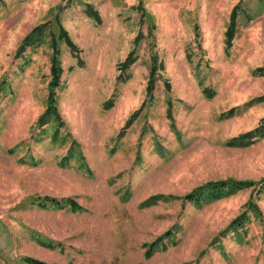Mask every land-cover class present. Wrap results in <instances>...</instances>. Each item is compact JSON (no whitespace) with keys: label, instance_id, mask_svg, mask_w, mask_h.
<instances>
[{"label":"rangeland","instance_id":"obj_1","mask_svg":"<svg viewBox=\"0 0 264 264\" xmlns=\"http://www.w3.org/2000/svg\"><path fill=\"white\" fill-rule=\"evenodd\" d=\"M54 36L63 123L40 125ZM261 66L264 0H0V264H264V190L184 199L264 177V136L227 144L264 119Z\"/></svg>","mask_w":264,"mask_h":264},{"label":"trees","instance_id":"obj_2","mask_svg":"<svg viewBox=\"0 0 264 264\" xmlns=\"http://www.w3.org/2000/svg\"><path fill=\"white\" fill-rule=\"evenodd\" d=\"M237 7L238 6H236L234 11L232 12L231 22H230L229 28L226 32L228 46H231L232 40L235 36L236 9H237ZM87 13L90 17L95 18L96 21H98V23L102 22V18L99 15L98 10L93 5H91L89 2L87 3ZM45 25L46 24H43V25L41 24V25L35 27L28 35H26V37L23 39L18 51L21 52V51L25 50L28 46H32L36 42L42 41L43 40L42 39L43 29H44ZM59 38L62 40L64 39L63 41H65L71 47V49L73 51H79L78 45L73 41V39L71 38L68 31L65 30V28L62 25L59 28ZM57 45H58V43H57L56 37L54 36L52 38V47H53L52 65H51L52 80L49 84V87H50L49 98H48L49 99V105H48V108H47V111L45 112V114H43L38 120V123L40 125H45L48 122L47 121L48 117L51 115L52 116L55 115L59 119L60 123H63V120L60 117V114L58 111V106H57L56 99H55V89L60 84V78H61V74H62V67H61V63L59 60V49L57 48ZM134 59H135L134 52H131L128 55V57L125 59V61H123L120 64V66H119L120 69L126 70L131 65V63L134 61ZM156 65H154V67L151 70V78H150V83L148 85V96L150 98L152 97L153 90H154L155 74L157 71ZM257 70L261 73H264V66L259 67ZM169 86H170V84L168 83L167 87H169ZM206 92L208 93L209 96L213 95V93H211L208 89L206 90ZM112 106H113V104L111 101L106 103V107L109 108ZM232 112L233 111H230V113H232ZM262 136H264V119L261 121V123L259 124L258 127H256L255 129H253L249 132H246L242 135H239L237 137L230 139L227 142V144L229 146H232V147H246V146L252 144L257 139V137L260 138ZM251 187L258 190L259 192L263 191L264 190V177L258 181H254V180L238 181V180L231 179V178L225 179V180L211 181L209 183H206V184L201 185L200 187L194 189L192 192L185 195L184 199L194 201L196 204H198V203L203 202L207 198L215 199V198L222 197L226 194H232L238 190L251 188ZM51 202L53 204H55L57 207H62L64 205V203L60 202V200L56 199V198H53L51 200ZM46 203H47V200L41 201V204L43 206L46 205ZM65 203L68 204L74 210L81 209V205L79 203H77L72 198L66 199ZM249 204L254 205V203H252L251 201ZM246 219H247V216H246V212H245L242 215L235 218L232 221V225H240L241 226L244 224ZM151 252H152V250H149L147 252V255L151 256V254H152ZM23 260L27 264H49L45 261L36 259L34 257H31V256H24Z\"/></svg>","mask_w":264,"mask_h":264},{"label":"crops","instance_id":"obj_3","mask_svg":"<svg viewBox=\"0 0 264 264\" xmlns=\"http://www.w3.org/2000/svg\"><path fill=\"white\" fill-rule=\"evenodd\" d=\"M93 5V4H92ZM94 6V5H93ZM95 7V6H94Z\"/></svg>","mask_w":264,"mask_h":264}]
</instances>
